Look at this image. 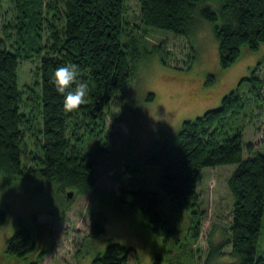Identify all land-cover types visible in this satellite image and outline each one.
I'll return each mask as SVG.
<instances>
[{
  "label": "trees",
  "instance_id": "trees-1",
  "mask_svg": "<svg viewBox=\"0 0 264 264\" xmlns=\"http://www.w3.org/2000/svg\"><path fill=\"white\" fill-rule=\"evenodd\" d=\"M130 1L59 0L57 7L53 0H0L11 9V14L2 12L0 19V172L8 184L21 176L41 177L66 201L69 191L74 197L92 195L89 238L105 231L106 218L98 206L135 211L151 231H167L160 211L163 194L176 209L190 212V234L196 240L203 214L197 191L201 171L236 165L227 180L232 203L228 241L211 244L204 264L222 258L227 245L233 259L228 264H264V251L259 247L264 219V153L253 154L244 142L243 126H237L247 99L241 96L240 87L250 83L252 98L262 99L264 83L256 73L264 67V53L251 76L225 95L218 108L183 121L173 136L152 135L142 161L158 169L160 194L143 188H97L96 167L106 143L91 150V138L105 132L106 106L135 77L136 65L128 55L138 54L141 46L137 30L144 32L150 27L188 38L195 29L197 13L214 24L219 64L226 69L237 60L242 47L252 52L264 47V0H135L140 26L133 27L127 22ZM209 3L218 4L217 10ZM152 52L162 56L163 65L168 63V51L153 46ZM27 61L36 64L39 76L37 124L22 110L25 92L18 72L20 64ZM67 64L78 66V82H87L90 88L87 103L72 113L64 111L63 96L52 82L55 70ZM214 81L208 77V83ZM30 140L36 153L30 150L23 163ZM245 152L249 154L246 160ZM4 222L0 208V226ZM34 249L31 234L20 228L6 242L5 252L24 257ZM50 252H41L31 264H40ZM131 252L109 243L90 264H129ZM160 262L162 258L156 255V264Z\"/></svg>",
  "mask_w": 264,
  "mask_h": 264
},
{
  "label": "rangeland",
  "instance_id": "rangeland-1",
  "mask_svg": "<svg viewBox=\"0 0 264 264\" xmlns=\"http://www.w3.org/2000/svg\"><path fill=\"white\" fill-rule=\"evenodd\" d=\"M53 1L58 7L59 0ZM209 6L218 8V4ZM0 7V19L2 12L11 14L6 2ZM127 19L131 27L140 26L135 0L129 3ZM195 20V29L188 38L150 27L144 32L137 30L142 37L141 46L138 54L128 55L136 65L135 77L106 106L104 134L91 138V150L106 143L97 162V188H143L160 194L158 169L142 161L152 135L173 136L183 121L218 108L222 98L237 89L242 79L249 78L262 60L263 46L255 52L242 47L237 60L230 67L221 68L214 24L202 20L197 13ZM153 46L169 52L166 65L161 63L160 54L152 52ZM35 68L32 61L22 62L18 76L25 92L22 110L30 113L37 124L40 102L36 94L40 86ZM256 75L264 83V67ZM209 76L214 78L213 83H208ZM249 90L248 82L240 87L241 96L247 99L237 126H243L244 142L252 147L253 154L264 153V92L262 99L257 100ZM27 145L23 163L32 151L36 153L31 140ZM248 156L245 152L243 159ZM235 169L236 165H227L201 171L197 191L203 214L196 240L190 234V212L176 209L163 194L160 211L167 221V231H151L135 211L117 212L98 206L96 209L106 218L105 231L97 238H89L92 195L72 196L66 201L59 198L55 186L46 184L41 177L21 176L8 184L0 172V208L5 213V222L0 226V264H31L45 251L51 252L40 264H90L109 243L132 249L129 264H156V255L162 258L160 264H204L211 244L228 241L232 203L227 180ZM20 228L29 231L35 243L34 251L24 257L5 252L6 242ZM259 247L264 251V219ZM222 252L225 255L213 264L233 262L228 255L229 245Z\"/></svg>",
  "mask_w": 264,
  "mask_h": 264
},
{
  "label": "clouds",
  "instance_id": "clouds-1",
  "mask_svg": "<svg viewBox=\"0 0 264 264\" xmlns=\"http://www.w3.org/2000/svg\"><path fill=\"white\" fill-rule=\"evenodd\" d=\"M79 68L75 64L58 67L53 75L52 82L57 93L63 96L65 112L72 113L87 103L89 84L78 82ZM74 85V87H73Z\"/></svg>",
  "mask_w": 264,
  "mask_h": 264
},
{
  "label": "water",
  "instance_id": "water-1",
  "mask_svg": "<svg viewBox=\"0 0 264 264\" xmlns=\"http://www.w3.org/2000/svg\"><path fill=\"white\" fill-rule=\"evenodd\" d=\"M72 196H73V193H72V192H68V193H67V198H68V199H71Z\"/></svg>",
  "mask_w": 264,
  "mask_h": 264
}]
</instances>
